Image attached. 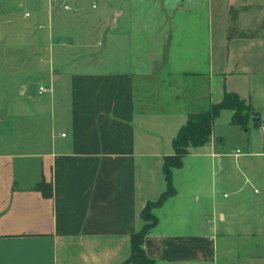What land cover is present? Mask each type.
I'll use <instances>...</instances> for the list:
<instances>
[{"label":"crops","instance_id":"1","mask_svg":"<svg viewBox=\"0 0 264 264\" xmlns=\"http://www.w3.org/2000/svg\"><path fill=\"white\" fill-rule=\"evenodd\" d=\"M246 3L0 0V264L126 261L179 129L226 92L252 103L248 129L221 110L143 246L154 264H264V18H232Z\"/></svg>","mask_w":264,"mask_h":264},{"label":"trees","instance_id":"2","mask_svg":"<svg viewBox=\"0 0 264 264\" xmlns=\"http://www.w3.org/2000/svg\"><path fill=\"white\" fill-rule=\"evenodd\" d=\"M234 110L233 123L242 128L248 129L255 110L251 102L243 99L236 92H226L224 99L219 103L211 102L210 105L198 112H191L187 122L179 129L178 134L173 140V154L165 156L163 170L166 175L168 187L157 201H150L142 211V218L145 223L140 230L132 235V253L122 264H154L153 258L146 254L144 249V239L150 228L158 222L153 209L164 203V201L175 193L172 183V173L174 168L183 165V158L190 152L191 147L205 145L210 141L215 119L219 116L222 109ZM257 122V120L255 119ZM42 187V184L38 186ZM46 196H52V187L46 191Z\"/></svg>","mask_w":264,"mask_h":264},{"label":"rangeland","instance_id":"3","mask_svg":"<svg viewBox=\"0 0 264 264\" xmlns=\"http://www.w3.org/2000/svg\"><path fill=\"white\" fill-rule=\"evenodd\" d=\"M246 2L247 3L244 4L240 9L232 7V10H234V12H232V16H231L232 18H240V16H239L240 12H241L242 18H247V20L249 22L248 24H250L251 21L255 22V18H259V17L260 18H264V0H246ZM261 11H262V13H260ZM253 28H254V26H252V28L248 29V33L254 34L255 31H253ZM45 83H49V84L51 83L52 87H53V90H54L53 81L50 82V80H49V81H46ZM40 84H41L40 80H38L35 83L36 86H39ZM150 84L152 86L151 85H147V86H151L152 88L159 86V84L157 82H155L154 84L153 83H150ZM228 133H229L228 135H229L230 142L232 144H237V140L240 138V136L238 134H236V135L239 136V138H238L237 136L233 135L234 132H228ZM192 164H193V162L188 161L187 164H186V169H185L184 173H182V174L191 173L193 171ZM201 174H219V173L218 172H214L213 173L212 171H209L208 173L204 172V173H201Z\"/></svg>","mask_w":264,"mask_h":264},{"label":"built area","instance_id":"4","mask_svg":"<svg viewBox=\"0 0 264 264\" xmlns=\"http://www.w3.org/2000/svg\"><path fill=\"white\" fill-rule=\"evenodd\" d=\"M51 91H53V87H52L51 83L50 84H47V83L46 84H41L39 86V90H38L40 95H43L46 92H51ZM63 136H65V133H63Z\"/></svg>","mask_w":264,"mask_h":264}]
</instances>
